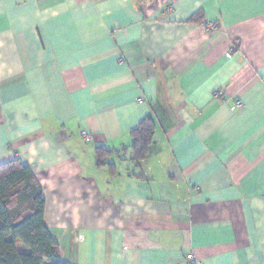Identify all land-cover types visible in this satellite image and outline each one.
<instances>
[{
    "label": "crops",
    "instance_id": "obj_1",
    "mask_svg": "<svg viewBox=\"0 0 264 264\" xmlns=\"http://www.w3.org/2000/svg\"><path fill=\"white\" fill-rule=\"evenodd\" d=\"M14 159L66 264H264V0H0Z\"/></svg>",
    "mask_w": 264,
    "mask_h": 264
},
{
    "label": "trees",
    "instance_id": "obj_2",
    "mask_svg": "<svg viewBox=\"0 0 264 264\" xmlns=\"http://www.w3.org/2000/svg\"><path fill=\"white\" fill-rule=\"evenodd\" d=\"M200 12L190 20L200 21ZM132 162L137 164L148 153L154 123L144 117L130 131ZM96 164L112 151L96 147ZM45 200L33 170L18 159L0 165V264H66L60 260L59 247L44 224ZM21 245V248H18Z\"/></svg>",
    "mask_w": 264,
    "mask_h": 264
},
{
    "label": "built area",
    "instance_id": "obj_3",
    "mask_svg": "<svg viewBox=\"0 0 264 264\" xmlns=\"http://www.w3.org/2000/svg\"><path fill=\"white\" fill-rule=\"evenodd\" d=\"M205 26L209 29L215 28V24L213 23L205 22ZM237 104L239 105L240 101H238ZM80 136L86 142L91 140V135L87 133L85 130L80 131ZM182 264H203V262L192 251H190L185 255Z\"/></svg>",
    "mask_w": 264,
    "mask_h": 264
},
{
    "label": "rangeland",
    "instance_id": "obj_4",
    "mask_svg": "<svg viewBox=\"0 0 264 264\" xmlns=\"http://www.w3.org/2000/svg\"><path fill=\"white\" fill-rule=\"evenodd\" d=\"M18 248L20 249L21 248V245H18Z\"/></svg>",
    "mask_w": 264,
    "mask_h": 264
}]
</instances>
